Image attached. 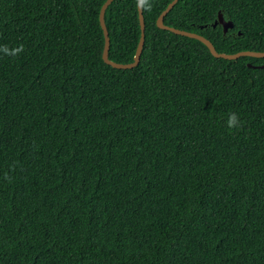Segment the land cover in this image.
Here are the masks:
<instances>
[{"label":"trees","instance_id":"trees-1","mask_svg":"<svg viewBox=\"0 0 264 264\" xmlns=\"http://www.w3.org/2000/svg\"><path fill=\"white\" fill-rule=\"evenodd\" d=\"M106 1L0 0V46L24 45L0 53V264H264V58L214 57L152 0L116 69ZM105 22L134 63L135 0ZM164 24L264 52V0H179Z\"/></svg>","mask_w":264,"mask_h":264},{"label":"water","instance_id":"water-1","mask_svg":"<svg viewBox=\"0 0 264 264\" xmlns=\"http://www.w3.org/2000/svg\"><path fill=\"white\" fill-rule=\"evenodd\" d=\"M113 1L114 0H107L105 2V4L103 5V7L101 9V14H100V22H101V26H102V29L104 30V34H105V38H106L103 59L108 65H111L112 67H114L116 69H132L138 65L140 58H141V55H142V52H143L144 44H145L146 25H145L143 11H139L140 23H141V39H140V42L138 45V50H137L135 62L130 63V64L115 63L109 59L110 38H109V33H108V30L106 27V22H105L106 10ZM178 1L179 0H174L172 3H170L169 6L167 7V9L159 17V19L157 21V26L160 29H165V30L171 31L177 35H181V36H185V37H189V38L201 41L203 44H205L209 48L212 55L216 58H223V59H228V60H235V59H239L240 57L264 58V52H256V51H242V52H239V53L234 54V55L219 53L216 50L215 46L212 44V42L210 40H208L207 38H205L204 36H201L197 33H192V32L172 28V27L165 25L164 24V18L172 10V8L178 3ZM218 25H221L223 27L224 34H227V32L229 30L234 28L233 22L225 20V18L223 17V15L221 13L219 14V18L214 23L213 26L217 27ZM262 68H264V65L262 66Z\"/></svg>","mask_w":264,"mask_h":264},{"label":"clouds","instance_id":"clouds-1","mask_svg":"<svg viewBox=\"0 0 264 264\" xmlns=\"http://www.w3.org/2000/svg\"><path fill=\"white\" fill-rule=\"evenodd\" d=\"M135 7L138 11H151L152 0H135ZM24 51V45H19L15 48H9L7 45L0 46V53L10 57H17ZM226 126L230 130H236L243 127V122L240 120L239 116L235 112H231L226 120ZM5 179H8L7 174Z\"/></svg>","mask_w":264,"mask_h":264}]
</instances>
